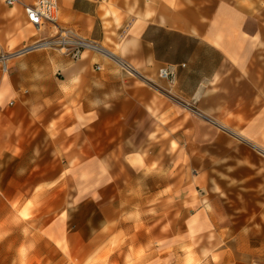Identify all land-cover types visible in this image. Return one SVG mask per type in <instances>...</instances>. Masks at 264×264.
Returning <instances> with one entry per match:
<instances>
[{
	"label": "crops",
	"instance_id": "crops-1",
	"mask_svg": "<svg viewBox=\"0 0 264 264\" xmlns=\"http://www.w3.org/2000/svg\"><path fill=\"white\" fill-rule=\"evenodd\" d=\"M57 1L37 30L0 0L4 51L94 45L0 70V204L55 264L237 263L264 221V0Z\"/></svg>",
	"mask_w": 264,
	"mask_h": 264
},
{
	"label": "rangeland",
	"instance_id": "rangeland-1",
	"mask_svg": "<svg viewBox=\"0 0 264 264\" xmlns=\"http://www.w3.org/2000/svg\"><path fill=\"white\" fill-rule=\"evenodd\" d=\"M13 211L6 201L0 204V264H55L59 257L52 255L46 241L27 240L31 234L28 225L22 224ZM248 226L253 229V238L245 240L244 255L230 264H264V221ZM37 251L43 254L38 255ZM86 258V264H96V256Z\"/></svg>",
	"mask_w": 264,
	"mask_h": 264
},
{
	"label": "built area",
	"instance_id": "built-area-1",
	"mask_svg": "<svg viewBox=\"0 0 264 264\" xmlns=\"http://www.w3.org/2000/svg\"><path fill=\"white\" fill-rule=\"evenodd\" d=\"M2 1L7 6L22 5L27 22L37 30L42 29L46 24L55 25L59 15L57 0H34L33 2H28L27 0ZM39 47H55L71 59L76 60L81 57L84 49L94 47V45L85 39L70 35L69 31H59L55 36L42 39L34 45L11 53L4 51L0 45V70L6 73L9 69V59L11 57ZM97 68L100 69V66H97ZM158 74L161 79L167 82L168 89L171 90L177 81L176 66L173 64L163 65L160 67Z\"/></svg>",
	"mask_w": 264,
	"mask_h": 264
}]
</instances>
